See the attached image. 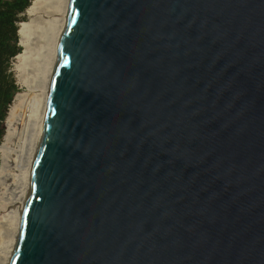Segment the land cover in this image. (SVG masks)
Segmentation results:
<instances>
[{
    "label": "water",
    "instance_id": "water-1",
    "mask_svg": "<svg viewBox=\"0 0 264 264\" xmlns=\"http://www.w3.org/2000/svg\"><path fill=\"white\" fill-rule=\"evenodd\" d=\"M8 264H264V0H69Z\"/></svg>",
    "mask_w": 264,
    "mask_h": 264
},
{
    "label": "bare ground",
    "instance_id": "bare-ground-1",
    "mask_svg": "<svg viewBox=\"0 0 264 264\" xmlns=\"http://www.w3.org/2000/svg\"><path fill=\"white\" fill-rule=\"evenodd\" d=\"M68 3L69 0H33L26 12L29 20L19 29L24 51L18 57L23 61L20 67L25 74V67H31V92L15 98L0 147V208L8 211L0 221V264H8L17 239Z\"/></svg>",
    "mask_w": 264,
    "mask_h": 264
},
{
    "label": "trees",
    "instance_id": "trees-1",
    "mask_svg": "<svg viewBox=\"0 0 264 264\" xmlns=\"http://www.w3.org/2000/svg\"><path fill=\"white\" fill-rule=\"evenodd\" d=\"M30 2L31 0H0V141L4 135L2 122L18 91L9 71L11 60L22 52L17 34L18 23L24 20L20 14L30 7Z\"/></svg>",
    "mask_w": 264,
    "mask_h": 264
},
{
    "label": "rangeland",
    "instance_id": "rangeland-1",
    "mask_svg": "<svg viewBox=\"0 0 264 264\" xmlns=\"http://www.w3.org/2000/svg\"><path fill=\"white\" fill-rule=\"evenodd\" d=\"M32 2H33V0H31L30 3L32 4ZM27 10H25L23 13L20 14L21 17H24V20L19 21V23H18V29H20V26L23 23H26L29 20L28 19V16H27V13H26ZM17 34H18V38H19V45L21 46V37L19 36L20 35L19 34V30H17ZM21 48H22V52L20 54H22L23 51H24L23 46H21ZM17 55L11 60L9 71L12 73L13 78L15 80V83L18 86V91L15 94V96H14L11 104L8 107L7 114H6L7 116L6 117H8L9 110L11 109V107H12L14 101H15V98L17 97V95H19V94L20 95H27V94H29L31 92L30 91L31 82H30V76H29V71H30L31 67H30V65H28L27 67H25L26 70H27V73H28V74H25V71H23L22 68L20 67V65L22 66V64H23V61L21 59H19V57H18L19 55L18 56ZM23 72H24V74H23ZM6 117H5V120L2 122V127H3V130H4V135H3L4 138L2 137V139L0 141V147H1V144L5 140V134L7 133V127H6L7 118ZM10 159L12 160L13 157L10 156ZM0 164H1V150H0ZM10 172H12V171L10 170ZM6 212H8V211L3 210L2 208H0V221H2V219L4 220V218L2 216ZM0 231H3V230H0ZM0 234H1V232H0Z\"/></svg>",
    "mask_w": 264,
    "mask_h": 264
}]
</instances>
